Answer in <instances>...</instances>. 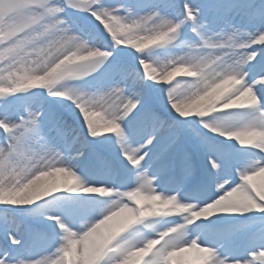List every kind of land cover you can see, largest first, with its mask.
Here are the masks:
<instances>
[{
	"label": "bare ground",
	"instance_id": "1",
	"mask_svg": "<svg viewBox=\"0 0 264 264\" xmlns=\"http://www.w3.org/2000/svg\"><path fill=\"white\" fill-rule=\"evenodd\" d=\"M244 2H239L243 8L250 6ZM232 25L243 27L230 22L229 31ZM258 27L264 29V23ZM257 29L254 37L247 36L249 48L233 49L235 53L182 88L166 107L170 117L155 112L150 103L142 105L143 96H151L148 82L137 88L124 76L129 70L120 69L124 73L115 75L96 99L104 102L121 95L114 121L132 124L112 136L118 148L114 155L124 162L122 170L106 160V174H97L91 166L97 163V153L86 148L87 141L77 137L70 124L42 127L3 175L6 180L17 176L11 185L1 187L5 191L0 215L13 222L7 228L0 222V256H7L9 247L16 244L24 250L29 242L36 243L34 252L24 251L23 264H264V252L255 251L257 246L264 247L258 237L264 236V206L250 202L252 213L241 208L249 204L248 191L264 190V69L257 66V56L264 59V30ZM203 49L210 47L205 44L199 51ZM215 55L209 54L212 60ZM167 80L168 76L162 77L157 86ZM209 102L218 103L214 115L194 125L190 111ZM40 106L34 102L29 111L34 113ZM186 121L199 133V140L186 139L170 128ZM214 121L220 126L209 124ZM159 124L158 133L147 136ZM227 149L230 155L225 158ZM195 158L203 160L201 172ZM227 158L235 160L244 174L240 182L226 187L229 190L224 189L231 168ZM173 159L182 167L172 168ZM198 188L206 191L202 200L196 195ZM10 205L24 210L19 219L11 215ZM168 218L179 223L171 229L173 236L161 244L156 234L168 228ZM21 220L42 233L48 228L62 232L64 224L75 235L69 238L64 229L65 236L57 244L37 242L38 237L23 233ZM229 223L244 227L238 247L230 241L235 232L227 229ZM203 241L200 248L193 245Z\"/></svg>",
	"mask_w": 264,
	"mask_h": 264
},
{
	"label": "rangeland",
	"instance_id": "2",
	"mask_svg": "<svg viewBox=\"0 0 264 264\" xmlns=\"http://www.w3.org/2000/svg\"><path fill=\"white\" fill-rule=\"evenodd\" d=\"M241 1L0 0V203L3 183L11 185L17 176L6 180V166L19 159L16 154L21 155L42 127L70 124L77 136L87 141L86 148L118 149L112 136L122 134L126 126L132 128L129 122L114 121L121 95L104 102L96 99L118 73L129 70L124 76L137 88L148 82L155 95L151 99L143 96L141 104L150 103L159 109L155 112L170 117L172 113L160 109L157 102L166 106L199 73L235 53L233 49L239 52L249 48L247 36L254 37L258 24L264 23V0H244L250 2L246 8ZM192 19L196 21L194 28ZM230 22L243 27L232 25L229 31ZM205 44L210 49L199 51ZM212 52H216L213 60L209 56ZM164 76H168L167 84L157 86V80ZM34 102L41 106L31 113L29 106ZM216 106V102L197 106L190 111L189 120L200 124L210 119ZM44 113L48 118L42 121ZM209 124L220 126L219 121ZM159 126L147 136L158 133ZM170 128L177 129L181 136L187 132V127L180 128L178 122ZM3 133L9 134L6 141H2ZM194 138L199 139L198 135ZM227 179H232L231 170ZM248 192L249 204L241 208L252 213L251 203L264 206V190ZM12 209L11 215L24 212ZM0 222L7 227L13 220L0 215ZM167 231H159L156 240ZM74 235L71 230L69 238ZM260 250L264 252V247L255 249ZM9 256L10 252L0 256V264H6ZM22 259L14 264H23L24 256Z\"/></svg>",
	"mask_w": 264,
	"mask_h": 264
}]
</instances>
